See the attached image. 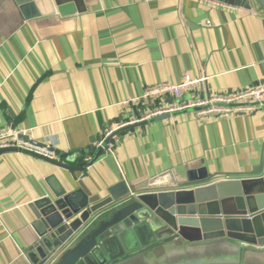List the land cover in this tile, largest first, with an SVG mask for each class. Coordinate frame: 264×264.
<instances>
[{
    "label": "crops",
    "instance_id": "crops-1",
    "mask_svg": "<svg viewBox=\"0 0 264 264\" xmlns=\"http://www.w3.org/2000/svg\"><path fill=\"white\" fill-rule=\"evenodd\" d=\"M60 5L62 15L25 21L14 0H0V131H25L35 146L20 145L73 168L94 158L107 131L117 134L83 172L30 154L0 156V264H30L25 251L37 239L30 205L52 192L81 182L105 197L120 182L133 188L167 171L177 182L202 172L210 181L235 178L251 173L264 151V101L231 115L182 108L264 84V10L253 2L250 9L216 0ZM185 76L203 81L178 100L124 104ZM173 105L146 125L118 129Z\"/></svg>",
    "mask_w": 264,
    "mask_h": 264
},
{
    "label": "water",
    "instance_id": "water-1",
    "mask_svg": "<svg viewBox=\"0 0 264 264\" xmlns=\"http://www.w3.org/2000/svg\"><path fill=\"white\" fill-rule=\"evenodd\" d=\"M14 1L25 21L62 15L61 0ZM216 1L264 10V0ZM19 140L35 146L25 135ZM6 153L30 154L73 173L105 151L78 168L20 147L0 149ZM211 179L202 172L177 182L167 171L133 188L120 182L105 197L81 182L52 192L30 205L37 239L25 255L30 264H264V151L251 173Z\"/></svg>",
    "mask_w": 264,
    "mask_h": 264
},
{
    "label": "built area",
    "instance_id": "built-area-1",
    "mask_svg": "<svg viewBox=\"0 0 264 264\" xmlns=\"http://www.w3.org/2000/svg\"><path fill=\"white\" fill-rule=\"evenodd\" d=\"M202 79H193L189 76L183 77V79L177 84H163L156 86L149 91H147L142 97L133 99L128 102H124V104H138L141 102H150L155 99H161L163 97H170L174 100H178L181 96L190 90L195 89L198 85L202 83ZM264 101V84L260 85L255 89H250L243 91L238 94L233 95H216L212 96L208 99H195L184 106L182 108H198L197 114L200 116L205 115H225V114H234L239 112H251L255 109V105H262ZM176 108L173 106H166L162 108L151 109L145 113L144 117L138 119L132 123H126L118 127V129L133 125L136 123H140L146 121V119L161 115L162 113L172 111ZM25 131L16 130V129H7L0 131V149L8 148V147H20L22 149H28L35 151L39 154L48 156L45 152H39L35 149L28 148L26 146L20 145L22 142L19 140L20 136H24ZM114 138V131H107L103 137L95 143L96 149H104L110 150L113 143L111 139ZM109 140L108 143H105L106 140ZM88 161V160H85Z\"/></svg>",
    "mask_w": 264,
    "mask_h": 264
}]
</instances>
